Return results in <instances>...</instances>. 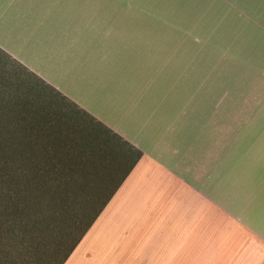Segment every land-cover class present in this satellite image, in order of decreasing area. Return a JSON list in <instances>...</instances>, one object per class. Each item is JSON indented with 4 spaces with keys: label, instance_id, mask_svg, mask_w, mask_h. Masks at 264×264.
I'll use <instances>...</instances> for the list:
<instances>
[{
    "label": "crops",
    "instance_id": "0c3cea01",
    "mask_svg": "<svg viewBox=\"0 0 264 264\" xmlns=\"http://www.w3.org/2000/svg\"><path fill=\"white\" fill-rule=\"evenodd\" d=\"M139 14L0 0V50L135 155L63 264H264L263 129H236L231 81L190 82L188 39Z\"/></svg>",
    "mask_w": 264,
    "mask_h": 264
},
{
    "label": "rangeland",
    "instance_id": "374dc122",
    "mask_svg": "<svg viewBox=\"0 0 264 264\" xmlns=\"http://www.w3.org/2000/svg\"><path fill=\"white\" fill-rule=\"evenodd\" d=\"M93 2L137 7L140 14L135 15L139 16L135 20L151 21L158 27L160 23H170L173 30L166 32L173 39L174 50L176 39H188L183 54L188 55L190 82L212 87L217 70V85L222 87L231 81L237 92L234 105L236 129L240 128V121L250 123L253 137H260L261 128L264 137V0ZM159 32L164 30L158 29ZM229 73L232 78H228ZM244 86L252 92L244 95ZM78 111L49 87L27 77L25 71L0 55L2 133L11 137H41L42 141L45 137H78L87 144L90 160L88 167L78 171L94 173L88 183L89 193L75 198L70 211L54 223L52 233L43 241L31 264H58L63 259L79 236L82 221L99 210L135 158L129 148ZM4 125L10 133L6 132ZM62 149L57 148L55 154L62 157ZM70 161L76 168L83 165L78 158Z\"/></svg>",
    "mask_w": 264,
    "mask_h": 264
},
{
    "label": "trees",
    "instance_id": "16d2710c",
    "mask_svg": "<svg viewBox=\"0 0 264 264\" xmlns=\"http://www.w3.org/2000/svg\"><path fill=\"white\" fill-rule=\"evenodd\" d=\"M0 55L25 71L27 77L49 87L62 100L76 108L2 50ZM83 115L124 144L109 129L88 115ZM4 128L7 133H10L6 125ZM60 147L64 151L62 157L56 155V149ZM88 157V146L78 137H45V141H42L41 137H11L2 133L0 125V264L32 263L33 256L38 254L43 241L52 233L54 223L61 215L70 211L75 198L89 193L88 183L94 173L78 171L90 165ZM76 158L82 161L81 168L71 165L70 160ZM131 166L126 170L116 188ZM116 188L93 216L82 221L83 226L79 236L58 264H63L68 258Z\"/></svg>",
    "mask_w": 264,
    "mask_h": 264
}]
</instances>
